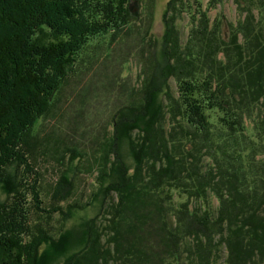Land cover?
Instances as JSON below:
<instances>
[{
  "label": "trees",
  "instance_id": "obj_1",
  "mask_svg": "<svg viewBox=\"0 0 264 264\" xmlns=\"http://www.w3.org/2000/svg\"><path fill=\"white\" fill-rule=\"evenodd\" d=\"M128 2L0 0V264H160L163 254L161 264H218L223 249L225 264H264V0H233L236 21L169 0L156 71L143 100L114 116L115 158L92 200L66 202L67 170L46 190L32 127L89 42L129 25ZM94 203V216L64 231ZM152 224L161 255L145 245Z\"/></svg>",
  "mask_w": 264,
  "mask_h": 264
},
{
  "label": "rangeland",
  "instance_id": "obj_2",
  "mask_svg": "<svg viewBox=\"0 0 264 264\" xmlns=\"http://www.w3.org/2000/svg\"><path fill=\"white\" fill-rule=\"evenodd\" d=\"M168 1L129 0L128 5L132 8L129 25L114 34L111 32L89 42L81 51L73 71L51 95L49 112L32 127V135L38 141V168L44 176V186L48 192L67 170L75 175L74 189L66 202L85 203L92 200L96 178L98 180L101 173L110 171L115 158L109 147L114 136V116L121 107L139 104L143 100L146 76H153L156 71L153 65L159 56L163 15ZM200 1L204 8L209 9L212 19L217 15L229 21L239 18L233 0H224L218 5H213L211 0ZM180 25L183 30L181 34L188 42L194 21L184 13ZM224 28L226 33L228 26L225 24ZM184 145L189 148L186 143ZM196 150L194 148L192 153H201L199 149ZM185 156L190 159L192 155ZM197 158L200 156L197 155ZM200 161L209 165L213 172L211 175L215 173L216 160L211 154L205 153ZM205 169L202 171L204 174ZM210 192L212 205L217 210L219 201ZM4 193L0 187L2 200ZM113 195L117 197L119 192ZM117 204L116 200V203L105 205V216L109 211L116 210ZM131 204L129 201L126 204L125 212L128 215ZM98 211L99 205L95 204L87 211L74 214L64 231L77 229L87 217L94 216ZM125 218L128 220L127 216ZM130 237L135 239V235ZM109 239L113 240V235H109L105 241ZM145 245L152 247L147 250L152 249L153 254H163L162 233L154 224ZM226 252L223 249L219 253L218 264H225ZM161 259H164V254Z\"/></svg>",
  "mask_w": 264,
  "mask_h": 264
},
{
  "label": "bare ground",
  "instance_id": "obj_3",
  "mask_svg": "<svg viewBox=\"0 0 264 264\" xmlns=\"http://www.w3.org/2000/svg\"><path fill=\"white\" fill-rule=\"evenodd\" d=\"M164 51V50H163ZM67 179V178H66Z\"/></svg>",
  "mask_w": 264,
  "mask_h": 264
}]
</instances>
